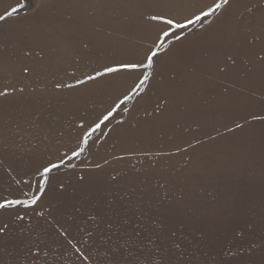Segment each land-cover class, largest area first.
I'll return each instance as SVG.
<instances>
[{"label":"rangeland","instance_id":"1","mask_svg":"<svg viewBox=\"0 0 264 264\" xmlns=\"http://www.w3.org/2000/svg\"><path fill=\"white\" fill-rule=\"evenodd\" d=\"M19 2L0 0V14ZM216 2L30 0L0 20V194L25 202L0 209V264H112L99 248L109 232L130 241L118 264H264V120L253 118L264 116V0L196 20ZM157 13L187 27L150 21ZM150 50L154 68L55 87ZM140 72L150 79L134 90ZM50 91L60 99L39 100ZM102 156L121 164L95 167ZM73 174L76 196L55 197Z\"/></svg>","mask_w":264,"mask_h":264},{"label":"snow or ice","instance_id":"2","mask_svg":"<svg viewBox=\"0 0 264 264\" xmlns=\"http://www.w3.org/2000/svg\"><path fill=\"white\" fill-rule=\"evenodd\" d=\"M19 2V0H18ZM230 5V0H220V2H216L213 5H210L207 9V11L201 10L200 14L196 16V20H201L202 17H209L212 16L213 14L217 13L219 10L224 9L226 6ZM30 0L28 3L25 2H19V7H12L10 12L6 13V16L4 14H0V20H5L6 17H12L14 14L18 13L20 9L30 7ZM150 21H160L164 25H167L169 27L175 25L176 28H185L187 27L186 24L178 23L174 18L167 17L164 13H157L153 14L150 16ZM195 21L189 19L188 23H194ZM163 32V35L165 37L169 36L170 33L165 30L161 29ZM179 39L180 37L177 36ZM157 52L156 51H149L148 54L145 55V59L143 61L139 62H118L115 65H109L105 64L102 66L100 69H93L91 73H85L83 77H76L75 73H72V76L75 80L74 83H67V82H58L55 87L57 89L60 88H67V89H76L80 85H87L88 82H96L100 78L103 77H108L111 74H119V73H124V72H136L139 71L140 69L143 68H154L155 66V61L154 58L157 57ZM261 63L264 64V57H261ZM25 72H28L29 70L27 68L24 69ZM150 77L143 73L140 72V76L138 77V84L135 85L134 90H140L144 88ZM22 92L23 89H20ZM9 93L6 90L0 91V96H8ZM130 97L125 95L123 100H120L118 104L115 105V108H113L111 111H109L106 115H104L101 119H99L98 122L94 124V126L91 127L90 130H85L83 135H82V143L87 145L88 144V138L92 135V133L97 132L100 130L101 125L105 123V121H108L110 117L113 115V112L120 107L121 104H124L125 101H127ZM254 119H261L264 120V116H253ZM81 128H83V124L79 125ZM236 127L242 128L243 125L237 123ZM84 151L83 148H77L76 150H72L71 156L68 157V159H72L74 157H79L81 153ZM62 165H65V159L61 158L59 163L52 162L50 161L47 165L43 166L42 171H40V176L42 178V184L47 185L49 183L48 181V176L53 172V170H58L61 168ZM39 171V170H38ZM81 180H83V177H80ZM41 195H43L41 193ZM41 196H36L33 200L32 203L35 204L38 200H40ZM0 199H2L4 202L0 203V209H7L10 206L13 205H22L25 202L19 199H9L6 196H3L0 194ZM91 220H95L94 217H89ZM107 228L110 230L112 228V225H108ZM88 235L92 236L91 233H88ZM123 241V243H121ZM130 241L124 239V236L109 232L106 236L105 239H103L99 245V248H103L105 256H111L113 258L112 264H118V261L115 259L117 255H120L123 253L125 249V245L129 244ZM179 247V245H177ZM97 248V251L99 250ZM79 252V249H77ZM85 251H87L89 254L85 255L84 252H80V256L84 261H89L90 257H92V251L90 248H86ZM92 259H95V257H92Z\"/></svg>","mask_w":264,"mask_h":264},{"label":"bare ground","instance_id":"3","mask_svg":"<svg viewBox=\"0 0 264 264\" xmlns=\"http://www.w3.org/2000/svg\"><path fill=\"white\" fill-rule=\"evenodd\" d=\"M113 1V0H111ZM84 55V54H83ZM87 55L83 56L82 58L84 59ZM78 73L80 75H84V71L83 70H78ZM64 82H66V79H64ZM53 95L50 99H47L45 98L44 96L42 97L41 95H39V100L40 101H50L51 103L52 102H56L60 99L61 95H62V92L61 91H50ZM16 100H17V104L16 106L14 107V109H17L19 107L22 106V103L19 101L18 97L16 96ZM24 106H27L28 105V102H25L23 104ZM14 114H18L17 112H14ZM45 115V118L44 120H49V119H56V117L58 116V112L57 111H53V112H49L47 115ZM72 128H74V126L72 125L71 126ZM55 144H58V140L54 139L52 140ZM50 143V142H48ZM104 164H109V165H120L121 164V160L119 158H116V157H107V156H102L100 157L96 164H95V167H98V166H102ZM92 182L93 183H96V180L93 178L92 179ZM80 189V185L76 179V176L75 174H73L72 176V180H71V183L66 187L65 190L63 191H56L55 192V197L59 198L60 196H63V195H68V196H76V193L78 192V190Z\"/></svg>","mask_w":264,"mask_h":264}]
</instances>
